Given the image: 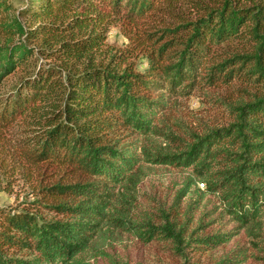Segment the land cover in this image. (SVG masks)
<instances>
[{"label": "trees", "instance_id": "16d2710c", "mask_svg": "<svg viewBox=\"0 0 264 264\" xmlns=\"http://www.w3.org/2000/svg\"><path fill=\"white\" fill-rule=\"evenodd\" d=\"M13 2L0 0V191L19 180L34 197L0 206V264H118L108 250L127 237L203 254L236 234L247 245L212 264H264V0ZM194 96L227 119L172 116ZM158 165L186 185L145 208ZM191 187L215 203L193 230ZM214 222L232 226L194 234Z\"/></svg>", "mask_w": 264, "mask_h": 264}, {"label": "rangeland", "instance_id": "374dc122", "mask_svg": "<svg viewBox=\"0 0 264 264\" xmlns=\"http://www.w3.org/2000/svg\"><path fill=\"white\" fill-rule=\"evenodd\" d=\"M12 1H14V4L18 3V0ZM106 42L113 47H121L127 42V39L118 27L113 26L107 34ZM172 116L176 119L183 120L186 125L194 130L200 128L201 124L212 126L223 123L227 119L221 106L215 105L213 101H208L201 96H194L181 102L175 108ZM187 173L185 170L172 167L161 165L152 166L151 169L147 170V174L140 187V201L143 207L147 208L150 205H160L168 208L178 191L185 187ZM199 188L203 189V186L200 184ZM193 190L194 187H191L190 191L181 198L180 202L182 207H186L190 201L198 200L196 205L199 208L192 210L194 213H190V217H193L192 230L209 222L212 217V214L210 215L212 211L211 207L215 204L214 199L209 195L198 198ZM30 191V185L18 180L11 191H0V206H21L25 201H31L33 199L34 195ZM231 226V224L224 223L219 225L218 222H214L208 225V227L198 228L194 234L198 237H203L207 234H213L216 231L228 230ZM246 245L247 240L244 236L242 234H236L227 243L220 245L211 252L203 254L185 252V256H182L173 253L168 244L155 241L147 245H142L139 240L127 237L122 243L117 244L113 249L108 250V252L118 264H187L193 262L212 264L226 250L236 246ZM96 264H107V262L106 260L98 259Z\"/></svg>", "mask_w": 264, "mask_h": 264}]
</instances>
